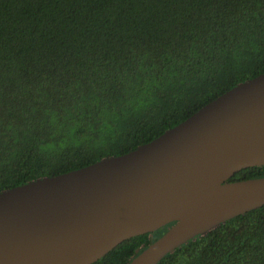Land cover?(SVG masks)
Returning <instances> with one entry per match:
<instances>
[{"label": "trees", "instance_id": "1", "mask_svg": "<svg viewBox=\"0 0 264 264\" xmlns=\"http://www.w3.org/2000/svg\"><path fill=\"white\" fill-rule=\"evenodd\" d=\"M261 72L264 0H0V190L125 153ZM149 240L90 264H125ZM157 264H264V205Z\"/></svg>", "mask_w": 264, "mask_h": 264}, {"label": "water", "instance_id": "2", "mask_svg": "<svg viewBox=\"0 0 264 264\" xmlns=\"http://www.w3.org/2000/svg\"><path fill=\"white\" fill-rule=\"evenodd\" d=\"M260 165L264 72L125 153L0 190V264H90L143 233L149 242L125 264H157L264 205V176L229 180Z\"/></svg>", "mask_w": 264, "mask_h": 264}, {"label": "flooded vegetation", "instance_id": "3", "mask_svg": "<svg viewBox=\"0 0 264 264\" xmlns=\"http://www.w3.org/2000/svg\"><path fill=\"white\" fill-rule=\"evenodd\" d=\"M153 234H154V232L152 233V237H153ZM148 238L150 239V237L148 236Z\"/></svg>", "mask_w": 264, "mask_h": 264}]
</instances>
